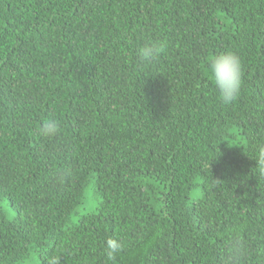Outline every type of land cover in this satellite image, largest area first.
Segmentation results:
<instances>
[{
    "label": "trees",
    "instance_id": "trees-1",
    "mask_svg": "<svg viewBox=\"0 0 264 264\" xmlns=\"http://www.w3.org/2000/svg\"><path fill=\"white\" fill-rule=\"evenodd\" d=\"M260 145L264 0H0V264H264Z\"/></svg>",
    "mask_w": 264,
    "mask_h": 264
},
{
    "label": "clouds",
    "instance_id": "clouds-1",
    "mask_svg": "<svg viewBox=\"0 0 264 264\" xmlns=\"http://www.w3.org/2000/svg\"><path fill=\"white\" fill-rule=\"evenodd\" d=\"M165 48L166 45L163 42L145 46L140 50V60L150 62L163 54ZM206 75L218 89L219 99L222 103L230 104L238 99L243 84L242 67L239 57L234 52L209 57ZM39 131L44 137H52L57 134L58 125L54 120L46 121ZM255 162L258 174L264 176V145L258 146ZM120 249L121 244L118 240L109 238L105 246L107 260H114ZM240 251L239 248L234 249L233 255H238ZM50 264H59L58 258H51Z\"/></svg>",
    "mask_w": 264,
    "mask_h": 264
},
{
    "label": "rangeland",
    "instance_id": "rangeland-1",
    "mask_svg": "<svg viewBox=\"0 0 264 264\" xmlns=\"http://www.w3.org/2000/svg\"><path fill=\"white\" fill-rule=\"evenodd\" d=\"M199 195H200V193L198 191H196L193 194H191V198L192 199L198 198ZM97 202H98V199H97V197H95L92 190L90 188H86L84 202L82 205L79 206V208H77L76 213L82 214V213L93 212L96 208ZM75 218H76V216L73 217V219H75ZM26 264H33V263L28 262Z\"/></svg>",
    "mask_w": 264,
    "mask_h": 264
}]
</instances>
